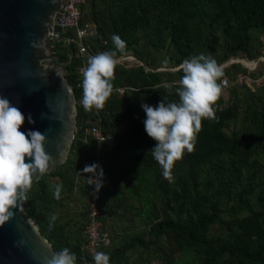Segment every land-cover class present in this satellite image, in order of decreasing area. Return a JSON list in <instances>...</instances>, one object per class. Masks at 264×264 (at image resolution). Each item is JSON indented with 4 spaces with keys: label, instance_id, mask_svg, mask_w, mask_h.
Here are the masks:
<instances>
[{
    "label": "trees",
    "instance_id": "obj_1",
    "mask_svg": "<svg viewBox=\"0 0 264 264\" xmlns=\"http://www.w3.org/2000/svg\"><path fill=\"white\" fill-rule=\"evenodd\" d=\"M84 2L79 24L93 22L95 31L84 39L82 57L74 44L50 42L73 92L75 127L65 161L33 180L27 191L23 205L29 219L55 253L67 247L76 254V264H94L92 254L83 248L89 173L82 170L93 162L94 141L86 130L95 125L107 137L100 155L98 216L109 237L100 251L110 255V264H140L131 255L149 251L161 236H167L180 253L169 264H264V167L256 158L264 145V98L246 91L242 100L233 97L222 106L220 96L213 106L218 119L202 120L194 151H185L174 163L175 180L169 183L152 156L155 141L144 130L145 113L129 97L131 91L142 94L153 106L163 97L178 100L175 87L183 73L177 69L195 55L209 53L219 65L233 57L255 60L263 56L254 33L264 34V0H89V17ZM113 34L127 45L116 57L130 55L135 61L117 62L113 90L104 107L86 111L82 87L75 86L76 66L81 61L87 66L90 55L115 51ZM164 44V58L174 70L159 72L145 48ZM262 62L252 70L230 62L222 67L221 78L228 86L229 79L240 72L257 77ZM165 83L173 88L166 89ZM117 87L124 88L121 94ZM262 89L264 94V85ZM238 115L241 121L235 125ZM120 120L130 132L124 144ZM229 121L233 127L226 130ZM80 174L83 183L76 184ZM57 184L62 185L59 199L54 196ZM74 189L80 191L82 204L72 230L69 227L76 222L70 216L60 220L57 211ZM127 212L134 229L128 236L119 219ZM114 220L120 230L111 224ZM216 224L217 230H211Z\"/></svg>",
    "mask_w": 264,
    "mask_h": 264
},
{
    "label": "clouds",
    "instance_id": "obj_2",
    "mask_svg": "<svg viewBox=\"0 0 264 264\" xmlns=\"http://www.w3.org/2000/svg\"><path fill=\"white\" fill-rule=\"evenodd\" d=\"M115 51H105L90 55L87 66L82 69V106L88 111L93 107L101 109L113 90L114 70L117 52L126 50V42L117 34L111 36ZM163 63H168L166 57ZM178 71L183 74L175 87L178 100L168 101L163 97L156 106L141 105L145 119L144 130L155 141L152 156L162 169L163 177L172 183L174 163L183 158L185 151H194L198 133L202 130V120H216L214 105L222 94L218 83L223 76L217 61L204 54L184 59ZM164 87L171 90L172 84ZM29 123H34L31 115ZM25 115L3 96H0V225L13 216V208L18 201L27 200L33 178L47 172L52 157L45 151V134L36 130L20 131ZM26 158L28 161L26 162ZM98 164L86 165L82 170L90 173L89 183L101 187L102 168L97 173ZM62 185H55L54 196L59 199ZM53 221L55 217L52 218ZM50 227L52 224L50 223ZM94 264H110V255L96 251L92 255ZM47 264H76V254L65 247L53 254Z\"/></svg>",
    "mask_w": 264,
    "mask_h": 264
},
{
    "label": "water",
    "instance_id": "obj_3",
    "mask_svg": "<svg viewBox=\"0 0 264 264\" xmlns=\"http://www.w3.org/2000/svg\"><path fill=\"white\" fill-rule=\"evenodd\" d=\"M59 6L60 0H0V96L25 115L20 131L45 134L44 148L53 160L46 173L65 161L75 127L73 92L47 40ZM12 211L0 225V264H47L55 252L27 216L23 200Z\"/></svg>",
    "mask_w": 264,
    "mask_h": 264
},
{
    "label": "rangeland",
    "instance_id": "obj_4",
    "mask_svg": "<svg viewBox=\"0 0 264 264\" xmlns=\"http://www.w3.org/2000/svg\"><path fill=\"white\" fill-rule=\"evenodd\" d=\"M84 13L86 14V17H89V0H85V2H84ZM90 21H92V20H90ZM254 35H255V37H254L255 43L260 47V50H261L263 57H264V34H260V32H255ZM137 48L140 49L141 46L138 45ZM145 51H146L145 54H148L149 58L152 59L153 66L156 67L155 68L156 71L164 72V70H174L173 67L169 66L170 61H168V63L166 65L163 63V61L165 60L164 57H165L166 51H167V47L165 44L162 45L161 47H157V48H151V47L147 46L145 48ZM204 55L212 57V55L209 53H205ZM236 58L237 57H233V59H236ZM124 61H127V60H124ZM228 62L221 64L220 65L221 68L224 67L225 65H227ZM262 63L263 64H261L259 66V68L262 69V72L257 77L256 76L251 77V76L247 75V73H241L240 72L238 74H240L241 76H244L243 79H240L237 77L229 79L228 86H226L225 88L222 89V94H221V96H222L221 97V105L222 106H225L229 101H231V98H233V97H235L238 100H242L244 93H246V91H249V93L253 94L252 97L253 96H260V97L264 98L263 89H262V86L264 85V74H263L264 62H262ZM150 66L152 67V65H150ZM61 72H62V70H61ZM165 79H167V77H165ZM228 87L232 88V92H230ZM117 88H120V87H117ZM129 97L131 98L132 104L135 106L141 107V105L144 103H147V104L153 106L151 100L147 97H144L142 94L131 91ZM75 106H76V104H75ZM240 121H241V117H240V115H238V117L236 118V121H235V125L240 124ZM119 127H120V132H121V140L120 141H121V144H124L125 142H127L130 139V132L128 130V127H126V124L123 121L119 122ZM232 127H233V123H232V121H229L227 126H226V130H230ZM67 156H68V154H67ZM256 158L258 159V161L260 163H262V165L264 167V145H263L261 152L256 156ZM75 160L77 161L78 158L76 157ZM48 180L50 181L51 178H48ZM77 181L78 182H76V184L83 183L82 174H80ZM77 190L78 189L72 190L69 197H65L62 200L63 201L62 206L60 208H58V211H57V214H58L60 220L64 221L70 216L76 222V225L73 224V226L69 227L72 230L74 228L76 229V226L79 222L78 211H79V208L82 204L81 199H80V197H81L80 191H77ZM230 202H232V200H229L228 204H230ZM227 217L228 216H226V218ZM119 219L122 221L123 229L126 232L125 234L127 236L130 235L134 231V229H131V227L133 225L131 215L127 212V213L121 215V218H119ZM111 224L115 228H117L118 230L121 229V226L119 225V223H115V220ZM135 227H138L137 224L135 225ZM217 227H218V224L213 226L211 230L216 231ZM139 230H140V228H137V229H135V232L139 231ZM143 231H144L143 239L147 240V238H148L147 227ZM161 256L163 257L162 260H161ZM179 256H180V253L173 248V242H171V240L167 236L166 237L161 236L158 240H156V245H154V244L150 245L149 251H147V250L146 251H137L136 253H133L131 255V258H135L136 261H140V264H165L163 260H166L167 261L166 264H169L168 260L175 259V258L178 259Z\"/></svg>",
    "mask_w": 264,
    "mask_h": 264
},
{
    "label": "built area",
    "instance_id": "obj_5",
    "mask_svg": "<svg viewBox=\"0 0 264 264\" xmlns=\"http://www.w3.org/2000/svg\"><path fill=\"white\" fill-rule=\"evenodd\" d=\"M84 0H60V6L58 11L54 13L52 19V25L50 31L47 32V40L50 42H57L61 40L65 44H74L76 46V53L79 57L85 52L84 39L92 35L95 31V25L93 22L79 24L80 17V5ZM117 62L127 60L135 61L132 56L125 55L116 57ZM258 61L264 62V57L259 56L255 60L247 59H230V62H240L246 69H254ZM85 64L81 61L76 66V80L75 86L81 87L82 82V69L85 68ZM264 74V72H263ZM237 78L243 79L244 76L240 74L236 75ZM219 83L222 85V89L227 86L225 78H221ZM122 87L116 88V91L121 94L123 92ZM96 112L95 107L92 108ZM86 132L92 137L94 141V148L91 151L92 164H98L97 173L102 168V161L100 159L102 143L107 138L100 129L92 125ZM92 175L89 173V176ZM88 176V198H87V212L86 221L83 228L84 242L83 248L93 255L94 252L100 251L101 248L106 247L109 243V237L107 233L101 228V221L99 220V208L98 199L100 194V188L97 191L95 183H89Z\"/></svg>",
    "mask_w": 264,
    "mask_h": 264
}]
</instances>
